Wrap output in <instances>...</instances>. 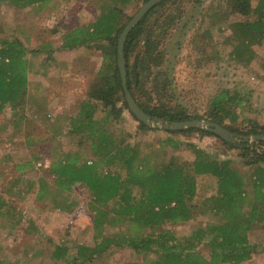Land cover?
<instances>
[{
	"label": "trees",
	"instance_id": "1",
	"mask_svg": "<svg viewBox=\"0 0 264 264\" xmlns=\"http://www.w3.org/2000/svg\"><path fill=\"white\" fill-rule=\"evenodd\" d=\"M51 1L0 0V3L9 2L14 7L26 8L36 5L42 7ZM112 1L114 3H110L95 21L73 29L63 39V47L72 48L78 43L90 45L92 42L102 49L103 60L98 72L100 84L82 102L78 114L70 117L72 127L68 131L93 139V158L81 160L79 152L54 155L51 160L53 182L41 177L36 182H30V186L37 183L38 198L42 200L49 195L53 208L71 211L68 202L72 188L82 183L91 192L92 209L96 215L93 245L77 244V254L70 259L67 255L69 247L60 244L53 255L71 264H93L111 246H125L143 253L144 257L142 261L128 264H241L252 254L250 231L256 224L264 222V140H255L252 144L244 137L237 138L241 139L240 143L223 140L229 147L239 150L245 164L255 165V177L249 187L250 182L231 159L213 157L203 148L192 145L193 160L181 161L170 151L171 148H179L181 143L171 136L159 140L156 145L116 143L115 130L111 129L113 125H119L125 111L133 116L143 132L161 129L169 134L197 131L219 136L198 127L181 130L152 127L131 112L117 60L120 34L132 18L127 16L125 20L121 3L130 0ZM182 1L163 0L155 5L132 28L125 42L128 87L140 107L157 123L204 117L201 114L191 115L183 106L173 103L169 72L160 68L166 62L167 53L161 48L166 33L158 27L164 26L169 19L175 21V17L167 15L168 19L156 13L167 3L173 2L177 6ZM231 2L235 11L246 18L234 20L228 25L231 34L221 44L230 45L232 49L229 55L237 63L246 66L255 59L253 44L264 43V0H258L256 4L252 0ZM155 14L157 19L151 23ZM208 18L219 19L220 13L210 12ZM212 20L211 26L204 27L206 17H203L192 40V47L201 54L212 53L217 46L210 39L211 29L215 26ZM52 52L50 44H41L34 50L35 55L47 54L41 64L53 60ZM214 52L218 53V49ZM202 55L203 60H210L208 56ZM35 65L23 41L16 37L0 38V114L9 106L16 110L20 105L30 83V73L39 72ZM43 73L47 75V71ZM152 76L153 86L149 91L145 85ZM245 102L241 91L221 89L212 97L205 115L208 120L234 133L264 134V124H255L247 130L235 126L239 118L238 109ZM100 105L103 109L99 115ZM45 119L50 121L47 113ZM19 125L15 123V126ZM37 160L39 157H35V161L20 163L17 168L22 171L32 169ZM201 175L217 179V191L204 206V211L213 214L217 221L198 227L183 238L171 230L145 235L144 231L148 228L193 218L195 210L192 201L198 195V177ZM110 202L113 205L108 209ZM5 203V199L0 198V217L8 213V209H3ZM117 224H126L128 227L112 235L105 233L107 227ZM200 244L207 247L208 255L199 251Z\"/></svg>",
	"mask_w": 264,
	"mask_h": 264
},
{
	"label": "rangeland",
	"instance_id": "2",
	"mask_svg": "<svg viewBox=\"0 0 264 264\" xmlns=\"http://www.w3.org/2000/svg\"><path fill=\"white\" fill-rule=\"evenodd\" d=\"M252 1L256 4L258 0ZM110 3L114 2L52 0L42 7L26 8L14 7L9 2L0 3V38L16 37L23 41L36 64L35 69L39 70L30 73L29 86L17 109L9 106L0 114V198L6 201L3 209H8V213L0 217V264H71L54 257L53 252L58 245L69 247L67 255L71 259L77 254V244H94L96 212L92 209L91 192L84 184L77 183L72 188L68 202L72 210L60 211L53 208L49 195L40 200L37 183L31 187L30 182L41 177L53 182L51 160L54 155L79 152L81 160L93 158V139L68 131L72 127L70 117L78 114L82 102L100 84L98 72L103 60L102 49L92 42L90 45L78 43L72 48L63 47V39L73 29L95 21ZM143 3L142 0L121 3L125 20L127 16H133ZM210 12L220 13V18L209 19ZM156 14L175 17V21L168 18L164 26L158 27L166 33L161 46L167 53L166 62L160 68L169 72L173 103L180 104L191 115L201 114L204 115L201 119L208 120L205 113L212 97L221 89H237L243 93L246 102L238 109L239 118L235 126L247 130L255 124H264V43L253 44L255 59L249 65H241L229 55L232 47L222 45L231 34L228 25L246 18L235 11L231 0H183L177 6L172 2L161 7ZM156 14L151 23L157 19ZM203 17H206L207 24L204 23V27L211 26V20L215 24L210 39L217 45L214 50L217 48L218 53L214 50L202 53L210 58L209 61L203 60L201 52L192 47ZM41 44L52 46L53 60L48 63L41 64L47 57L46 53L34 54ZM45 71L47 75H43ZM152 79L153 76L145 85L149 91L153 86ZM102 109L100 105L99 115ZM45 113L50 121L45 119ZM15 123L20 125L15 126ZM113 129L116 143L156 145L159 140L171 136L181 143L179 148L170 149L181 161L193 160L194 145L213 157L231 159L233 165L241 170L248 166L239 150L229 147L220 137L197 131L185 134H169L161 129L143 132L128 111L124 112L119 125L112 126ZM240 140L234 141L240 143ZM254 141L250 139L249 143ZM35 157L39 160L32 169L22 171L17 168L20 163L35 161ZM216 191V178L199 176L198 195L192 201L193 218L151 227L144 234L171 230L183 238L198 227L214 223L215 216L205 212L204 206ZM112 205L110 202L107 208ZM127 227L126 224L109 226L105 233L112 235ZM250 245L251 257L241 264H264V223L250 237ZM198 249L205 255L209 254L204 244H200ZM143 259V253H137L131 247L111 246L93 264H128Z\"/></svg>",
	"mask_w": 264,
	"mask_h": 264
},
{
	"label": "water",
	"instance_id": "3",
	"mask_svg": "<svg viewBox=\"0 0 264 264\" xmlns=\"http://www.w3.org/2000/svg\"><path fill=\"white\" fill-rule=\"evenodd\" d=\"M163 0H148L145 3L141 5V7L138 9V11L132 16V18L128 21L125 28L123 29L122 33L120 34L119 41H118V66L121 74L122 79V85L125 92V98L127 100V103L129 105V108L131 112L141 121L146 123L150 126H163L165 128H171V129H185L187 127H198L203 130H208L214 133L215 135L219 136L221 139L226 141H234L238 137H244L245 140H264V134H258V135H241V134H235L233 131L228 129L227 127L213 122L211 120H204V119H189V120H182V121H160L156 122L154 119H152L137 103L135 97L133 96L132 92L130 91L128 87L127 82V60L125 57V42L127 39V36L129 32L132 30L134 26H136L140 20L143 18V16L152 9L155 5L160 3Z\"/></svg>",
	"mask_w": 264,
	"mask_h": 264
},
{
	"label": "crops",
	"instance_id": "4",
	"mask_svg": "<svg viewBox=\"0 0 264 264\" xmlns=\"http://www.w3.org/2000/svg\"><path fill=\"white\" fill-rule=\"evenodd\" d=\"M63 71V70H62ZM238 168V167H237ZM240 170V172L245 176L246 180H248L250 183H248V187L252 185V181L253 178L255 177L254 175V170H255V165H248V166H244L242 168V170L240 168H238ZM264 222L256 224L253 229L250 231L249 233V237H252L255 230L258 229L260 227V225H262Z\"/></svg>",
	"mask_w": 264,
	"mask_h": 264
}]
</instances>
